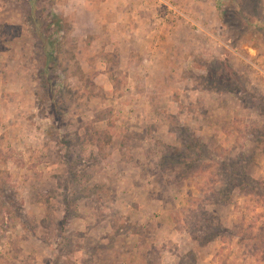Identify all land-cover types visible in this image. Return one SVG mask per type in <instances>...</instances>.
I'll use <instances>...</instances> for the list:
<instances>
[{
    "label": "rangeland",
    "instance_id": "1",
    "mask_svg": "<svg viewBox=\"0 0 264 264\" xmlns=\"http://www.w3.org/2000/svg\"><path fill=\"white\" fill-rule=\"evenodd\" d=\"M127 1L0 0V264H264V0Z\"/></svg>",
    "mask_w": 264,
    "mask_h": 264
},
{
    "label": "crops",
    "instance_id": "2",
    "mask_svg": "<svg viewBox=\"0 0 264 264\" xmlns=\"http://www.w3.org/2000/svg\"><path fill=\"white\" fill-rule=\"evenodd\" d=\"M135 0H130V2L129 1H127L126 2V4H128V2H129V5H134L135 4V2H134ZM138 3V2H137ZM136 5V4H135Z\"/></svg>",
    "mask_w": 264,
    "mask_h": 264
}]
</instances>
